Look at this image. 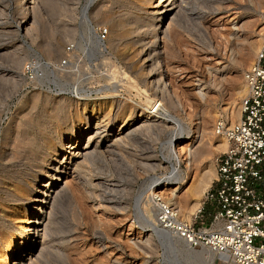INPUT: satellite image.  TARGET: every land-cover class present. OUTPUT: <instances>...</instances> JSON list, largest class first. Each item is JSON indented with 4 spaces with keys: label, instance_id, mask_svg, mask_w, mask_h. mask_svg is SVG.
I'll return each instance as SVG.
<instances>
[{
    "label": "rangeland",
    "instance_id": "374dc122",
    "mask_svg": "<svg viewBox=\"0 0 264 264\" xmlns=\"http://www.w3.org/2000/svg\"><path fill=\"white\" fill-rule=\"evenodd\" d=\"M171 1L167 16L151 17V0H0V264L13 263L9 243L28 234L25 214L35 203L25 198L46 163L76 143L80 168L54 187L39 232L20 252L22 264H235L224 252L170 240L144 215L156 225L154 194L186 219L202 202L221 152L214 146L226 144L214 122L238 118L242 72L264 42V0ZM85 8L96 32L108 27L99 46L97 35L83 34ZM123 74L145 95L128 93ZM146 96L163 98L183 121L175 150L188 140L192 151L207 148L201 157L178 151L185 180L176 204L172 184L154 180L171 168L173 124L141 115ZM211 211L207 204L203 222Z\"/></svg>",
    "mask_w": 264,
    "mask_h": 264
},
{
    "label": "built area",
    "instance_id": "2783aa9c",
    "mask_svg": "<svg viewBox=\"0 0 264 264\" xmlns=\"http://www.w3.org/2000/svg\"><path fill=\"white\" fill-rule=\"evenodd\" d=\"M107 34V26L97 31L101 40ZM73 46L67 43L66 52ZM29 68L40 69L36 63ZM242 79L245 91L238 118L227 121L220 116L214 122L215 133L224 136L226 148L214 158L215 177L203 193L200 208L193 219H186L160 194H154L155 218L163 231L191 248L224 252L235 264H264V42L243 70ZM207 204L212 211L205 223Z\"/></svg>",
    "mask_w": 264,
    "mask_h": 264
},
{
    "label": "bare ground",
    "instance_id": "6f19581e",
    "mask_svg": "<svg viewBox=\"0 0 264 264\" xmlns=\"http://www.w3.org/2000/svg\"><path fill=\"white\" fill-rule=\"evenodd\" d=\"M172 5H173V3L171 0H151V2L149 4L150 10L147 11L148 15L151 17L153 15H158L160 17L164 16V15L167 16L171 11ZM87 12H88V10H87V8H85L83 13H82V20H83L84 24L86 25V29L83 31V34L86 36H87V34L96 36L97 32L90 25ZM159 20H156V21L158 22ZM98 39L96 41V46H99L102 43L100 41L101 39H99V40ZM120 78H121L120 79V85L123 86L124 89L128 93H132V92L136 91L137 96H141V94L145 95L144 92L141 91L143 89L139 88L137 81L132 79L129 75L123 74V75H121ZM199 81H201V80H199ZM197 83H198V81H197ZM197 85H199V83ZM197 87H198L199 93L202 92L203 89L201 88V86L199 85ZM76 93H77V88H76ZM146 95H148V94H146ZM174 98H175V103L177 105H179L178 99L176 97H174ZM144 102L145 103H144L143 108H140L141 109V115H144V117L145 116L146 117H156V118L160 117L161 119H164V120L173 124V128L170 131V137L167 140L168 148H170L171 150L168 151V156L166 158L168 163L170 164L171 168L167 174L157 176V177H155L154 180L157 182L156 186L158 184H161V183L172 184L171 186L173 188H170L171 191L169 192V195L171 196L170 197V199L172 200L171 202L176 204V202H175V198L177 197L176 191L179 190L180 185L183 184V182L185 180L183 178L182 172L179 168L178 162H179L180 156L178 154V151L180 153V152L185 150L189 157L192 155H195L197 157H201L203 154H205V151L207 148H206V145L203 146V144H202L201 148H198L197 150L192 151L191 148H187V147H191V145H192V143L189 142V140H188L185 143H181V144L178 143L177 149L175 150L173 148L174 143L180 139L182 140L181 135L184 131H186V128H185L183 121L178 116L173 115L168 110L167 105L163 101V98L146 96ZM94 128L96 130L98 129L95 132H96V134H99V135L103 134L106 131L103 123L97 122L94 125ZM213 128H214V126H213ZM120 129H122V128H120ZM214 132H215V130H214ZM215 134L220 135L224 138V136L221 134H217V133H215ZM75 138L77 139L78 135ZM88 139L90 140L91 136ZM214 147L216 148L217 151H223L226 148V144L224 141H221ZM77 148H78L77 143L70 145L67 153H65L61 158H58V156H59L58 153H56V152L53 153L55 150L53 148L54 149L52 152L53 156L49 159L48 163H46L47 167H46V169H44L43 177L38 181L37 186H36L35 190L33 191V193L27 194L28 196L25 198V200H27L29 202L32 201L35 204H31V206H30L31 208L25 214L26 219H25L22 231H27L28 234L25 235L24 237H22L21 241L19 239H16V237H14L8 245V250H9L8 254L10 253V258L13 261L12 264H22V257H21L22 255H20V252L26 246V243H28V242H30V240H32L30 235L32 233H38L39 232V228L43 224V220H44V214H43L44 207H49V204L53 200L55 193L59 190V189H54V187H56L58 185V182H60L64 178V176L67 175L70 171H73V170L80 168L79 164L73 163V161H74L73 159L75 158L74 155L79 154L78 152L74 151ZM60 168L62 169L61 171H59L60 174L57 177H55V179L52 181V178H51L52 172L57 171ZM190 193L192 195H195L196 193H198V191L196 188H192ZM186 199L187 198L185 197L184 200H186ZM201 204H202V202L195 201V203L192 205V207L190 209L191 210V214H190L191 219H193L194 213L200 208ZM144 217L146 218L145 220L148 221V223L150 225H152L151 227L154 230L161 231L163 234H167V236H168V238H170V240L172 239L173 234H171L170 232L163 231L157 224H156L157 226L154 225L155 224L154 222H153V224H151L152 221L151 222L149 221L147 215H144ZM155 222H156V218H155ZM184 244L188 248L193 249V248L189 247L186 243H184ZM208 251L216 254V252H213L210 250H208ZM218 254H220V253H218ZM16 260H19L18 263H16Z\"/></svg>",
    "mask_w": 264,
    "mask_h": 264
}]
</instances>
